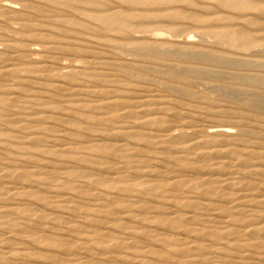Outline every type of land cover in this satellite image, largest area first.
I'll use <instances>...</instances> for the list:
<instances>
[{
	"label": "rangeland",
	"instance_id": "374dc122",
	"mask_svg": "<svg viewBox=\"0 0 264 264\" xmlns=\"http://www.w3.org/2000/svg\"><path fill=\"white\" fill-rule=\"evenodd\" d=\"M252 1L255 2L257 5L264 6V0H252ZM3 2H8L12 4L16 12L22 11L26 13V18L28 20L25 19L16 20L13 14L9 12L0 11V68H2L3 65H5L7 67V70L9 69V71H7L5 75L0 76V92L8 91L9 89L11 90L14 87L18 88L20 86L18 89L20 90L19 92L20 97L21 98L31 97L38 90L35 87H39L42 83H46V82L49 83L54 80H61L68 78L67 75L58 76L57 74H60V72L68 71L71 67L77 69L90 68L96 71H106L110 78L116 80V83L115 82L111 83L108 81L94 82L89 80V78L83 79L82 77L83 82L89 87L102 91L115 88L116 93L120 94L121 96L122 95L124 96V97L122 96L121 99L123 101L125 100V104H126V106L124 107H118L116 105L113 106V108H118V109H112L111 107V108H102L98 110L97 109L93 110L87 107H86L87 109L82 107L83 108L82 110L75 109L74 113L69 112V110L67 109L63 111L61 110L65 114V116L68 117L69 121L62 123H49L50 131L58 138L59 143L61 144L63 143V145L73 146L74 148L77 147L78 149L74 152H76V154L80 156H83L85 160L78 163L77 162L67 163L63 168L59 170L61 174L58 177V179L49 180L46 183H42L45 186L56 190V187H54L55 183H57L58 180L60 181L65 180L67 182L72 183L77 191H81L79 192L80 193L79 195H82L84 197H79V198L85 202L91 200L90 197L96 198L98 197V195L100 196L101 188H105L104 187L105 184L96 183L94 185H91L90 183H87L88 182L87 179L92 176L94 177L98 175H103V176L105 175L106 177H111L118 174H123V175L127 174L129 178L126 176L128 178L124 182L126 184L131 179L130 177L132 175L133 176L135 175L133 173L135 171L133 170L136 169L138 173L136 172L135 173L138 175L141 172H143L144 167L142 166L147 164H152V167L154 169L160 170L161 172L165 171L163 165L168 166L169 164L171 168L175 170L174 172H177L178 169L181 168V166L179 165L180 163L169 159L171 158L170 155L177 154V151L174 152L175 146L178 145L179 143H183V141L189 137H195L201 140H205L206 139L205 133L207 132V130H209L210 125H218V126L224 125V127H227L231 133L236 134L237 136H240L244 139H251L253 133L242 132L240 130L241 129L240 124L242 125V127L248 128V126L250 127L251 124L255 125L257 123L256 125H259V128L257 129L260 131V134L258 135L264 141V106H263L264 105V77H263L264 76V45L261 42L260 43L255 42L250 44L248 48L241 50L234 48L230 45H227L224 42H215L212 34V30L216 28L215 26H217L214 24L217 22L216 20L214 21L213 18L218 14H224L226 15V17L229 18V19L225 18V22L227 21L226 23L228 24L227 26H231V25L242 26L244 27L245 30L248 29L246 30V32H249L250 34L257 35V32L262 33L264 32V28H263L264 23H262V21L264 22V12H261L260 14V11L259 10L256 11V9H252L253 7L251 8L248 7L244 10H236L234 8L229 9V7H223V5L217 2L216 0H205V1L179 0V1H175L176 3L173 2L171 4L174 5L179 10L183 9L181 10L183 13L185 12L191 13L194 16V18L186 17V16L171 18L165 15L163 16L162 14L160 15L161 12L155 9L156 7H160V6H158V4H156L155 2L150 5V7L147 9V12H145V14L139 12V8H140L139 5H130L120 0H89V2L87 3L80 1V3L75 4L79 7V9L85 8L86 10L92 8H100V9L102 8L101 12H108L111 10L126 11L129 14L126 17L129 23V28L126 29V31L124 30V32H121V31H109L100 28L98 27L99 24H97L84 12L77 14L74 11L72 12L71 10H69L73 8H68L61 4L56 5L51 0H34V2L33 0H0V5ZM23 3H26L27 5H24ZM190 9H192V11ZM207 9H209V11H207ZM242 14H245L247 17L250 16L251 18L258 20L261 29L254 30L255 28L253 25L244 22L242 20L241 18ZM65 17H71L73 19V22H76L77 24H67L61 21V19ZM206 18H208V20ZM173 27H176L178 29L177 33H174L171 30ZM29 28H34L36 29V32L39 31L41 34H44L46 36L45 39L48 40L73 41L76 47L68 54H59L58 55L59 57L57 59L56 58L47 59L43 56L42 52L39 51L41 49L40 45L36 41L30 40L26 36L27 31L25 30ZM186 38H188L189 42L192 43L195 49L202 51H207V50L211 51L216 55H218L221 59H224L226 56L225 59L230 60L231 63L230 62L225 63L217 59L214 60L208 59L207 61H200L195 58H189L187 56L186 57L179 56L173 53L172 50L173 48H177L186 44ZM133 41L144 44L145 46L144 49L138 51L130 47L129 45L123 46V48L115 47L116 43L123 44ZM3 42H8L9 44L15 46L19 45L20 47H22V45L24 44L25 46L23 47L33 49L35 52L33 53L26 51L27 56L24 57V59L23 58L20 59L18 58L17 60L10 59V54H9L10 51L8 48L4 47ZM162 49H165V51H163ZM119 52L121 53V55ZM44 59H47V61H44ZM104 60L111 61L112 63H110L109 65L103 64ZM42 62H46L49 65L47 67L49 68L48 70H39V71L28 70V67L35 65L37 66L39 65V63ZM233 63L234 65H232ZM245 64H247V66ZM233 74L235 75L232 76ZM74 76H73V81L77 82L79 79H81L80 77L82 75L78 73L76 74L74 73ZM241 79L243 82L241 81ZM197 82L200 85H196ZM19 83H22V85ZM168 85L170 86L168 87ZM203 87L205 89H203ZM220 88L221 90H219ZM129 93L131 94V96H129L130 95ZM107 94H108L107 92L104 93V95ZM259 94H261L262 97H259L258 96ZM61 97H65L63 96V93L56 94L57 99L58 98L61 99ZM98 98L100 97L85 95L81 100V103L83 102L84 105L88 103L89 104L94 103L97 101L96 99ZM49 100H55V97L50 98ZM135 101H137V103ZM155 101L159 103H155ZM135 105H140L141 107H147L148 109H150L145 115H143V117H140L141 115L137 117L138 119L149 120L146 123L145 127L152 128V126L153 127L156 126L157 128V125L159 127L161 125H162L161 127L167 125H175L171 127L172 135L178 136L180 130L183 129V131L187 136L181 138L180 137L171 138L168 135L163 134L161 135L162 140H164L162 143L151 144L148 140H146L145 142L144 139L134 134H131V136L128 137L127 136L123 137L122 134L107 135L101 133L102 130L104 132V129L108 127L110 122L116 125L118 123L123 125L125 120L134 118V116H125V118L121 119L122 120L121 122H115L112 119L108 123V119H103V120L101 119L102 116L101 111L108 110L107 113L117 110L123 111L124 108L129 106L130 108H137ZM154 105H161L165 109L163 111L161 110L157 111L155 109L153 110L152 106ZM53 111L55 113H60L59 111L56 110ZM173 112L175 113V115H171V113ZM1 118L7 120L10 119V116L3 115L1 116ZM0 121L3 122L2 120ZM153 121L155 124L153 123ZM8 131L9 128H4L3 126L0 127L1 136H4L7 133H9ZM193 132L196 133L193 134ZM125 138L127 141V148L125 150L128 151L129 153L132 152L134 153V150L130 148L131 146L135 145L138 147V149L141 148L137 152L138 155L137 154L132 155L133 158L139 159L137 162L132 161L130 162V164H126V165L124 164L123 166H121V168L118 169L113 168L111 170V168H105L104 170L105 172L98 171L95 172V174L92 173L89 176H84V177L82 176L84 165H97V166H101L102 168L103 165L105 164H108L110 166L114 165V167L117 164L120 165V163H122L120 162L122 161L121 157L117 155H114L112 157L109 155V150L107 149V147L99 148L97 146L109 142L110 143L117 141L121 142L122 140H123L122 142H124ZM216 138L218 140H216L214 145L212 144L214 143V141L211 140L209 141L208 143L209 146L213 145V147L219 149L226 148V146L228 147L231 146V144L227 145L225 144L224 141H220L221 135H216ZM130 139L133 141H131ZM23 144L25 146V148L23 149L27 153L23 154L26 155L25 159L22 157V160L20 162H17L19 165L16 169L17 171L20 172L29 169L34 164L36 165L38 164L41 167L44 166L43 167L44 169H49V168L52 169V166H56L59 162L57 158H63L68 154V152L64 151L61 155L56 156L51 151L39 150L37 146H34L30 143H23ZM143 144H144L143 146L144 148L141 147ZM208 144L205 143V146H207ZM83 145H85V147L80 148ZM169 145L171 146L173 145V146L171 147ZM47 146L50 147L48 148L50 150L54 147L51 145H47ZM148 146L151 148H148ZM4 147L5 148H0L1 161L11 160L12 158H17V157L20 158L22 156L21 150L15 144L5 145ZM207 147H205V149ZM202 148L204 147L203 146L199 147L198 150ZM198 150L193 149L190 151L191 153L189 152L190 154L189 156H191L192 160L194 161H192L189 167L186 168L187 171H183V172L178 171L182 174L181 177L179 178H181L183 183L180 182V184L175 187H168V185H165L163 181L158 180L162 176L159 177L149 176V181L152 182L155 181L158 183L160 182V184L150 190L147 189L145 191L138 189L140 186H136L132 188V190H126V191L123 190L120 192L119 191L115 192L114 189H111V191H113L112 192L113 200L107 206L112 210L117 211L115 213L125 215L126 213H122L119 210L123 208V204L129 201L130 198H134V196H130L128 194L136 193L138 194V197L135 198L138 199L140 198L137 203L142 204L144 206L142 208L143 211L134 210L135 207L133 205L129 207L130 213H133L139 218L141 216H148V214H152V213L154 214L155 212V214L156 213L160 214V216L162 218L164 217L165 219L163 218L164 220L162 222H158V221L155 222V220L153 219L148 221L140 220L139 222H137L136 220L125 218L124 220L120 221L121 223L124 224L125 227L133 224L136 225L137 228L140 230H149L151 233H157L163 236L164 239H168V240L172 236L182 235L188 240L191 239L194 240V242L207 243L208 245L205 250L198 249V251L191 250L190 252L172 250L169 252L170 247L166 244L164 245L163 243L158 242L155 236L151 234L143 235L136 233L135 236L126 238L123 234L118 233L119 230L114 225L115 222L117 221L114 220L112 221L108 219V217H105L106 215L101 217L99 215L89 213L90 210L87 209L86 207V212H88L87 215L93 217L96 220L95 225H87L84 223L81 224V228H83V230L85 229L92 230L89 234L90 235L88 237L89 239L84 241L82 240L81 233L75 232L74 236L65 235V237H63L64 239L63 241L65 242V244H59V242H57L56 235H53V233L46 232V234H48L50 238H54V239L50 241H44L41 243L27 242L28 249L32 251L34 254L29 255L27 257L15 259L14 262L26 261L28 262V264H45V263L68 264V262L67 263H63L59 261L56 262L55 260H53V257L60 258L62 261H64L65 258L69 257L68 254L72 252V250L74 249L73 247L75 245L80 246V248H78L80 252L82 251L84 252L83 254L84 258L82 260L85 261L86 264H182V263L187 264L185 261L191 260V258L198 257L196 255L197 252L199 253L198 255L203 256L202 259L194 260L189 264H222L219 261L220 260L219 257L205 253L206 250H211L215 246L221 247L223 252H226L227 254L230 255L235 254V252L237 254H242V253L244 254L248 251L257 254L260 253L261 251L262 253H264V237L262 235L264 234V232L262 234H258V233L254 234L253 235L254 238H252L253 236L251 235H246V234L243 235L240 233L238 234V232H235L233 234H224L223 236L221 235L222 237H224L225 241L221 236L216 237L217 234L222 233L225 229L227 230L229 227H232L235 230L244 228L242 225H244V223L246 224V221L248 219L247 212L240 211V213H237L235 211L233 212L232 210L231 214L229 215L228 212H225L226 211L225 209L228 208L226 207L228 206V204L225 203L224 201L222 202L221 200H223L224 197H226L225 199L236 197L240 195V193L253 195L259 192H263L264 191L262 190L264 189L263 184H261L259 188L256 187L253 188V190L243 189L242 191H236L235 188L237 187V185L231 184L230 188H226L223 186L222 189L221 188L219 189V187H217L215 189L216 190L215 192L211 191L209 192V194L206 193L204 196H201L197 192L198 190L196 188L189 187L188 188L189 191L187 190V185H189V182L191 180L198 178V176L201 175L199 172H207L208 170V173H210L214 169L212 173L213 175L216 176L223 173L224 172L223 170H225V172H230L232 169L233 170H235L236 168L238 169L239 161L241 157L244 158L245 160V162L244 160H242V164H248L253 162L258 166L262 165L261 167H264V157H263L264 147L260 148L262 152L261 158L253 157V156L251 157L249 154L241 155V157L239 158V156L235 154L222 155L221 153H217L215 155H211L212 157L210 156L202 159L201 157L197 156ZM151 154L153 155L151 156ZM225 157H228L229 159ZM212 161H214V163ZM189 170L190 173H188ZM174 172H164L162 174L171 175L174 174ZM232 175L237 176L240 174L233 173ZM36 178H38L37 179L38 181H42V175L36 176ZM132 178L133 181H139L142 179L141 177H137V176ZM170 178L172 179L173 177ZM4 179L11 180L17 183L21 182L22 180V178L21 180L14 178L12 179L4 178ZM185 179L187 181H185ZM244 179L250 180V178H246V177ZM44 180L46 179L44 178ZM42 184L38 183L39 186H42ZM220 184L222 187V182H220ZM162 187H165L168 193L164 192L162 194H157V192H161L160 190H162ZM61 190L62 189H60V191ZM257 190L258 192H256ZM67 191L73 193L71 192V190H67ZM218 191L220 192L218 193ZM39 194L45 195L46 197L48 195L44 191H42V193ZM85 194L87 197H85ZM260 194L264 195V192ZM205 196L209 198L216 197L214 202L211 204V207L205 206L204 204L205 201H203V197ZM192 197L195 199H193ZM171 198H176L177 201H179V203L174 202ZM9 201L10 203L13 204V206L17 208L18 215L21 214L20 211L22 210V208L32 206V204L29 205V203H27V200L25 201L23 200V198L10 199ZM171 202L173 203L172 205ZM87 206L90 207L89 205ZM182 207L183 209H185V211L182 209ZM154 208H156V210ZM255 208L257 207L255 206ZM189 211H191V213L193 214V218H191L190 220L185 221L183 223H181L182 221H180V223L174 226H172L171 224L167 225V219L169 218V216L170 217L178 216L179 214H184V213L190 214ZM204 212L205 215H209V216L215 213L216 214L219 213L223 215H225L226 213L229 215L228 217L231 218L230 220L231 225L225 228V226L219 224H212L210 227L211 230L213 229L215 233H213L211 236L210 235L201 236L194 230L199 226L201 227L207 223H210L204 221L206 219ZM72 213L74 214V216H72L73 219L76 220L81 219L82 214H79L78 212H72ZM228 217L226 216L225 218ZM20 218H16V220L19 222L21 221ZM258 224H259L258 222L256 223L253 222L249 226L254 227ZM1 225H0V233L1 231L7 229L6 224H1ZM62 225L63 224L56 225L53 229L58 231L60 228H62ZM35 230L37 231V233L39 232L38 229ZM35 230L32 229L33 232ZM97 232L98 233L108 232L109 234L114 235L113 240H115L116 242H120V246L107 247L101 250L100 243L97 242L96 238H94L95 236L94 233ZM178 232H182V233H178ZM259 233H261V231ZM20 234L14 235L10 233L5 237L17 243V241H20L19 239L17 240V238L20 237L22 239L27 238V236H24L27 233L22 232ZM4 235L6 234L2 233L0 235V238H2ZM246 237H250V238L246 239ZM256 240H261V243L259 245L258 244L255 245L253 248L247 247L248 243L250 242L252 243ZM3 241L4 240L0 239V246L3 245ZM132 244H134V246H132ZM173 246L176 245L174 244ZM144 248L146 249L150 248V250L153 252L142 253ZM201 251L204 252L201 253ZM0 254L4 255V253H0ZM162 256H166V257L162 259ZM166 259L170 262H166ZM244 263L237 262L235 264H244ZM250 264H264V258H262L260 261L258 260V262H254Z\"/></svg>",
	"mask_w": 264,
	"mask_h": 264
},
{
	"label": "bare ground",
	"instance_id": "6f19581e",
	"mask_svg": "<svg viewBox=\"0 0 264 264\" xmlns=\"http://www.w3.org/2000/svg\"><path fill=\"white\" fill-rule=\"evenodd\" d=\"M51 1L56 5L61 4L65 7L73 8V9H69V10H71L72 12L74 11L77 14L84 12L91 19H93L97 24H99L98 27H100V28H103V29H106L109 31H121V32H124V30L126 31V29L129 28V23H128V20L126 18L129 14L124 10H113V11L111 10L108 12H101L102 8L101 9L100 8H92V9L86 10L85 8L79 9V7L77 5H75L76 3H80V1L87 3V2H89V0H51ZM120 1H123L125 3L130 4V5H139L140 6L139 12L144 13V14H145V12H147V9L150 7V5L155 2L156 4H158V6H160V7L155 8L161 12L160 15L162 14L163 16L165 15V16L171 17V18H178V17H182V16L194 18V16L191 13H186V12L183 13L181 11L183 9L179 10L174 5H171L173 2L179 1V0H120ZM216 1L221 3L223 5V7H229V9L234 8L236 10H244L248 7L249 8L253 7L252 9H256V11L259 10L260 14H261V12H264V6L257 5L252 0H216ZM33 2H34V0H33ZM23 4L27 5L26 3H23ZM194 4H192V5H194ZM17 6H19V5H17ZM13 7L14 6L12 4H10L8 2H3L0 5V11L9 12V13L13 14V16L15 17L16 20L17 19L18 20H22V19L28 20L26 18V13H24L22 11L16 12V10H14ZM96 7H97V5H96ZM211 8H213V7H211ZM190 10L192 11V9H190ZM190 10H189V12H190ZM226 10H227V8H226ZM207 11H209V9H207ZM223 13H225V12H223ZM248 15H251V14H248ZM225 18L229 19L224 14H218V15L214 16V18H213L214 21L216 20V22H217V23H214L215 25H217V26H215L216 28H214L212 30V34H213L215 42H224L227 45H230L234 48L241 49V50L248 48L250 44L255 43V42H259V43L261 42L264 45V32H262V33L257 32V35H255V34H250L249 32H246V30H248V29L245 30L244 27H242V26H235V25L227 26L228 24L226 23L227 21L225 22ZM241 18L244 22H247V23H250L251 25H253L255 28L254 30L261 29L258 20L253 19L250 16L247 17L245 14H242ZM206 19L208 20V18H206ZM61 21L65 22L67 24H77L76 22H73V19L71 17L62 18ZM262 23H264V22L262 21ZM171 30L174 33L178 32V29L176 27H173ZM25 31H27L26 36L30 40L36 41L40 45L41 49L39 51H41L43 56L47 59L48 58H51V59L56 58L57 59L59 57L58 56L59 54H68V53H70V51L74 50V48L76 47L74 45L75 43L73 41H70V40L52 41V40L45 39L46 36L44 34H41L39 31L36 32V29H34V28H29V29H26ZM143 39H144V37H143ZM226 44H225V46H226ZM3 45H4V47L8 48L10 51V53H9L10 59H16V60L18 58L24 59V57L27 56L26 51L27 52H33V53L35 52L33 49L23 47V46H25L24 44L22 45V47H20L19 45L15 46V45L9 44L8 42H3ZM126 45H129L130 47H132L138 51L143 50L145 47L144 44H141L140 42H134V41L128 42V43H123V44L116 43L115 47L123 48V46H126ZM165 49H162V50L165 51ZM214 49H216V48H214ZM172 50H173V53H175L176 55L184 56V57L187 56L189 58H195V59H198L200 61H207L208 59H213V60L217 59V60L223 61L225 63L230 62V60L225 59L226 56L224 59H221L218 55H216L215 53H213L211 51H208V50L202 51V50L195 49L194 46L192 45V43L189 42L188 38H186V44L185 45L177 47V48H173ZM249 52H251V51H249ZM120 55H121V53H120ZM252 56H254V55H252ZM47 59H44V61H47ZM103 62H104L103 64H108V65L110 63H112L111 61H108V60H104ZM238 62H240V61H238ZM232 65H234V63ZM245 65L247 66V64H245ZM48 66L49 65L46 62H42V63H39V65H37V66L35 65V66L28 67V70H30V71L48 70L49 69V68H47ZM189 66H190V64H189ZM7 71H9V69L7 70V67L5 65H3V67L0 68V76L5 75L7 73ZM182 72H184V71H182ZM74 73L75 74L78 73V74L82 75L80 77L81 79H79L77 82L73 81ZM57 75L58 76L67 75L68 78L61 79V80H54V81L49 82V83H47V82L42 83L39 87H35L38 90L31 97L21 98L19 95L20 90H18L20 86L18 88L14 87L11 90L9 89L8 91L0 92V118L3 115H9L10 116V119H7V120H4L2 118L0 119L3 121V122L0 121V124H1L0 127L3 126L4 128H9V131H8L9 133H7L4 136L0 135V148H5L4 147L5 145L15 144L22 152V156L20 158L17 157V158H12L11 160L1 161V157H0V225L1 224L7 225V229L1 231V233H0V235L2 233L6 234L3 237L1 236L2 238H0V239L4 240L3 245L0 246V253H4V255L0 254V264H28V262H26V261L14 262V260L18 259V258L27 257L29 255L34 254L32 251H30L28 249L27 242H29V243H41L44 241H50V240L54 239V238H50V236H48V234H46V232L53 233V235H56L57 236V242H59V244H65V242L63 241L64 240L63 237H65V235H67V236L73 235L74 236L75 232L81 233L82 240L86 241L87 239H89L88 237L90 236L89 234L92 230H89V229L83 230V228H81V224L84 223L87 225H95V223H96V220L93 217L87 215L88 212H86V207H87V209L90 210L89 213H93V214L99 215L101 217L106 215L105 217H108V219H110L112 221L113 220L117 221V222H115L114 225L119 230L118 233L123 234L126 238L133 237L136 235V233L143 234V235L151 234V235L155 236V238L158 242H161L164 245L165 244L168 245L170 247L169 252L172 250L173 251H187V252H190L191 250H194V251L197 250L198 251V249L205 250L207 245H208L207 243L194 242V240H192V239L188 240L185 237H183L182 235L172 236L168 240V239H164L163 236H161L157 233H151L149 230H140L137 228L136 225H133V224L125 227L124 224L120 222L121 220H124L125 218L136 220L137 222H139L140 220L148 221V220H152V219L155 220V222L156 221L162 222L165 218L163 217L164 218L163 219L160 216V214H157V213L155 214V212H154V214L153 213L148 214V216H141L139 218L136 215H134L133 213H130L129 207L133 206V205L135 207L134 210L143 211L142 208L144 206L142 204L137 203L140 198L139 199L135 198V197H138V194H136V193H129L128 195L134 196V198H130L129 201H127L125 204H123V208L121 210H119L122 213H126L125 215L115 213L117 211H114L107 206L113 200V195H112L113 191H111V189H114L115 192H118V191L120 192L123 190L124 191L132 190V188H134L136 186H140L138 189L145 191L147 189L150 190V189H152V188H154L160 184V182L158 183L155 181H153V182L149 181V176L150 177L162 176L158 180L163 181V183H165V185H168V187H175V186L179 185L180 182H182L181 178H179L182 175L180 172L181 171L182 172L187 171L186 168L189 167V165H190V163H192V161H194V160H192V157L189 156L190 155L189 152L193 149L198 150V148L202 147V146L204 148L199 149L198 153H197V156L201 157L202 159H204L205 157L206 158L210 157L211 155H215L217 153H221L222 155L223 154H225V155L235 154V155L239 156V158L241 157V155L249 154L251 157L253 156V157L261 158L262 152H261L260 148L264 147V141L258 135V134H260V131L257 129V128H259V125H256L257 124L256 123L255 125L251 124V126L250 127L248 126V128H246V127L244 128L240 124V126H241L240 130L242 132L253 133V135H252L253 138L251 137V139H244L240 136H237L236 134L231 133L227 127H224V125L223 126L210 125L209 130H207V132L205 133V135H206L205 140H201V139H198L195 137H189L186 140L183 139L184 140L183 143L177 142L179 144L176 145L174 148L175 149L174 152L177 151V154L170 155L171 158H169V159H171L172 161L179 162L180 163L179 165L181 166L182 169L181 168L178 169V171H180V172H178V171L174 172L175 170H173L169 164H168V166L163 165V168L165 169L164 172H174V174H171V175H169V174L164 175V174H162L164 172H161L160 170L154 169L152 167V164H147V165L142 166V167H144L143 172H141L138 175L136 174V173H138L137 170L132 169L136 173L133 172L135 175L134 176L132 175L130 177L131 179L126 184L124 182L126 181V179L129 178L127 174L126 175L118 174V175H114L111 177H106L105 175H104L105 177L103 175H98V176H94V177L92 176V177L87 179V181H88L87 183H90L91 185H94L96 183L105 184L104 185L105 188H101V190H100L101 195L100 196L98 195V197H96V198L90 197L91 200L84 202L82 199L79 198V197H84L82 195H79L80 194L79 192H81V191H77L75 186L70 182H67L65 180H63V181L58 180V182L55 183V186H54V187H56L57 191L52 189V188L45 186L44 184H42V183L48 182L49 180L58 179V177L61 174L59 170L61 168H63L67 163H69V162H71V163L77 162L78 163V162L85 160V158L83 156H80V155L76 154V152H74L78 149L77 147L74 148L73 146L63 145V143L62 144L59 143L58 138L50 131L49 123H62V122L69 121L68 117L65 116V114L62 112L65 109L69 110V112L74 113L75 109L76 110H80V109L82 110L83 109L82 107H84L85 109L89 108V109H93V110H95V109L98 110V109H102V108H111V107H112V109H118V108H113V106L116 105L118 107H124V106H126V104H125V100L123 101L121 99L123 95L121 96L120 94L116 93L115 88H111L109 90H103V91L97 90L95 88L87 86L82 80V77H83V79L89 78V80L94 81V82L108 81L111 83H114V82L116 83V80L110 78L106 71H96V70L90 69V68L89 69H86V68L85 69H83V68L77 69V68L71 67L68 71L60 72V74H57ZM199 75H201V74H199ZM234 75L235 74H233L232 76H234ZM217 78H218V76H217ZM241 81H242V79H241ZM19 84L22 85V83H19ZM260 84H262V83H260ZM174 85H176V84H174ZM196 85H200V84L197 82ZM169 86L170 85H168V87ZM214 86H216V85H214ZM203 89H205V88L203 87ZM219 90H221V88ZM161 91H162V89H161ZM105 92H107L108 94L104 95ZM206 92H207V90H206ZM58 93H60V94L63 93V96H65V97H61V99H59V98L57 99L56 94H58ZM85 95H87V96L88 95L99 96L100 98L96 99L97 101L94 103H90V104L88 103V104L84 105L83 102L81 103V100L83 99V97ZM129 96H131V94ZM258 96L262 97L261 94H259ZM53 97H55V100H49L50 98H53ZM135 102L137 103V101H135ZM261 102H263V101H261ZM155 103H159V102L155 101ZM237 103H238V101H237ZM135 106L137 108H130V106H129V107L124 108L123 111L117 110V111H111L110 113H107L108 110L101 111V114H102L101 119L102 120L108 119V123L112 119L115 122H121L122 121L121 119L125 118V116H134V118H132V119L125 120L123 125L120 123H118L116 125V124H112L110 122L108 127L106 129H104V132L102 130L101 133L107 134V135L122 134L123 137H125V136L128 137V136H131V134H134V135H137L138 137L144 139L145 142H146V140H148L151 144L152 143H156V144L162 143L164 140H162L161 135H163V134L168 135L171 138H176V137L181 138V137L187 136L185 134V132L183 131V129L180 130V132L178 133V136L172 135L171 134V129H172L171 127L175 126V125H167V126L161 127L162 125L159 124L161 126L159 127L157 125V128H156V126L155 127L152 126V128L151 127H145L146 123L149 120L138 119L137 117H139V115H141L140 117H143V115H145L150 109H148L147 107H141L140 105H135ZM152 107H153V110L155 109L157 111H160V110L163 111L165 109L161 105H154ZM53 110L59 111L60 113H55ZM70 110H72V111H70ZM171 115H175V113L173 112V113H171ZM261 118H263V117H261ZM154 120H156V119H154ZM161 120H163V119H161ZM167 120H170V119H167ZM153 123H154V121H153ZM239 123H238V126H239ZM8 125H10V126H8ZM136 128H138V129H136ZM195 133L196 132H193V134H195ZM216 135H221L220 141H224L225 144H227V145L231 144V146H229V147L226 146V148H221V149L213 147L216 140H218L216 138ZM150 138H152V139H150ZM105 139H107V138H105ZM124 140H125L124 142H122L123 140L122 141L120 140L121 142H118L116 139L117 142H111V143L109 142V143H104L103 145L97 146L99 148L107 147V149L109 150V155L112 157L114 155L121 157L122 161L118 160V161L122 162V163H120V165L117 164L114 167V165L110 166L108 164H105V165H103V168L101 166H97V165H84V170L81 168L83 170L82 176L83 177L89 176L92 173L95 174V172H98V171L105 172L104 171L105 168H111V170L113 168L118 169V168H121V166H123L124 164L125 165L130 164V162H132V161L137 162L139 159L133 158L132 155L137 154V152L141 148L138 149V147L135 145L131 146L130 148H132V150H134V153L133 152L129 153L128 151L125 150L127 148L126 138ZM210 140L214 141V143H212L213 144L212 146H209V144H208ZM131 141H133V140H131ZM137 142H140V141H137ZM23 143H30L34 146H37L39 148V150H42V151L43 150H49L52 153H54L56 156L61 155L64 151L68 152V154L63 158H57L59 162L56 166H52V169H50V168L44 169L43 168L44 166L41 167L38 164L37 165L34 164L29 169L20 172V171H17V169H16L19 165L17 162H20L22 160V157L25 159L26 155H23V154L27 153L23 149V148H25ZM205 143L208 144L207 145L208 147L205 146ZM47 145H51L54 147L50 150V149H48L50 147H48ZM143 146H144V144L141 147H143ZM169 146H171V145H169ZM83 147H85V145H83L80 148H83ZM205 147H207V148L205 149ZM148 148H151V147L148 146ZM9 150H10V148H9ZM143 154H144V151H143ZM137 155H135V156H137ZM152 155L153 154H151V156ZM158 157H159V155H158ZM263 157H264V155H263ZM217 158H219V157H217ZM225 158H228V157H225ZM242 160H244V158L241 157L240 161H239V166L237 165L238 169L237 168L235 170L232 169L230 172H225V170H223L224 172L218 176L213 175V173H212V171L214 170L213 167H212L213 170L210 173H208V170H207V172H199L201 175H199L198 178L191 180L189 182V185H187V190L189 187L196 188L198 190L197 192L201 196H204L206 193L209 194V192H211V191L215 192L216 191L215 189L217 187H219V189L220 188L222 189L223 186L226 188H230L231 184L237 185V187L235 188L236 191H242L243 189L253 190V188H256V187L259 188L261 184L264 185V167H261L262 165H260V164H259L260 166H258L253 162L248 163V164H242ZM246 161H247V159H246ZM115 162H116V160H115ZM156 162H159V161H156ZM212 162L214 163V161H212ZM244 162H245V160H244ZM261 162H263V161H261ZM236 163H237V161H236ZM130 166H132V165H130ZM222 166H223V164H222ZM194 171H193V173H194ZM188 173H190V170ZM233 173H237L240 175L235 176V175H232ZM101 174H102V172H101ZM39 175H42V181L37 180L38 178H36V176H39ZM78 175H81V174H78ZM135 176L141 177L143 180L141 179L139 181H133L132 177H135ZM147 176H148V178H147ZM170 177H173L176 179H173V178L171 179ZM245 177L250 178V180L244 179ZM4 178H11V179L14 178V179H20V180L22 178V180H21V182L17 183V182H13L11 180H5ZM44 178L47 181L44 180ZM169 179H171V180H169ZM183 181H184V179H183ZM185 181H187V180L185 179ZM220 182H222V187H221ZM38 183H41L42 186H39ZM143 185H145V186H143ZM141 186H143V187H141ZM238 186H240V187H238ZM59 188L62 190L64 189L63 192H62V190L60 191ZM67 190H71V192H73V193H70ZM262 190H264V189H262ZM42 191H44L45 193L48 194L47 197L45 195L39 194V193H42ZM160 191L161 192H157V194H162L164 192L168 193V191H167V189H165V187H162V190H160ZM219 192L220 191H218V193ZM256 192H258V190ZM263 192H259L257 194H253V195L246 194V193L245 194L240 193V195H238L236 197H232V198H228V199H225L226 197H224L223 200H221L222 202L224 201L225 203L228 204V206H226L228 208L225 209L226 210L225 212H228L229 215L231 214L232 210H233V212L235 211L237 213H240V211L247 212L248 219L246 221V224L244 223V225H242L244 228H241L239 230H235L234 228L229 227L231 225V222H230L231 218L228 217L229 215L226 213H225V215L215 213V214H212L211 216H209V215H205V212H204V215L206 216L205 217L206 219L204 221L210 222L211 224L207 223L201 227L196 226L197 228L194 231L197 232L198 234H200L201 236H203V235H208V236L210 235L211 236L215 232L213 231V229L211 230L210 226L212 224H219V225L225 226V228L226 227H229V228L227 230L225 229L222 233L217 234L216 237H220L221 235L223 236L224 234H233L235 232H238V234L240 233L243 235L246 234V235H251V236H253L254 234H257V233L262 234L264 232V195H262L260 193H263ZM217 195H216V197H217ZM85 197H87L86 194H85ZM216 197H213V198L212 197L209 198L206 196L203 197V201H205L204 202L205 206L211 207V204L214 202ZM15 198H21V199L23 198V200H25V201L27 200V203H29V205L32 204V206L22 208V210L20 211L21 214L18 215L17 208L15 206H13V204L10 203V201H9L10 199H15ZM171 199L174 202L179 203V201H177L176 198H171ZM193 199H195V198H193ZM170 200H169V202H170ZM172 204L173 203L171 202V205ZM87 205H89L90 207H88ZM255 206L257 208H255ZM188 208H189V206H188ZM154 209L156 210V208H154ZM182 209H183V207H182ZM183 210L185 211V209H183ZM72 212H78L79 214H82L81 219H78V220L73 219L72 216H74V214ZM187 212H188V210H187ZM189 212H190V214L184 213V214H179L178 216H172V217L169 216V218L167 219V225L171 224L172 226H174V225H177L178 223H180V221H182L181 223H183L185 221L190 220L191 218H193V214L191 213V211H189ZM111 214H113V215H111ZM226 216L228 218H225ZM16 218H20L21 221L18 222L16 220ZM253 222H255V223L258 222L259 224L254 226V227L249 226ZM61 224H63L62 228H60L58 231L53 229L56 225H61ZM32 229L33 230L38 229L39 232L37 233L36 230L33 232ZM169 231H170V229H169ZM260 231H261V233H259ZM22 232L27 233L26 235H24V236H27V238H23V239L21 237L17 238V240L18 239L20 240V241H17V243H15L12 240L7 239V237H5L10 233H12L14 235H19ZM170 233H173V232H170ZM178 233H182V232H178ZM94 235H95L94 238H96L97 242H99L101 245L100 246L101 250L103 248H107V247L120 246V242H116L115 240H113L114 235H111L108 232H106V233H104V232L98 233L97 232V233H94ZM262 235L264 237V234H262ZM222 238L224 239V237H222ZM247 238H250V237H246V239ZM252 238H254V236ZM224 241H225V239H224ZM260 243H261V240H256L252 243L251 242L248 243L247 247L253 248L255 245H257V244L259 245ZM174 244L176 246H173ZM132 246H134V244H132ZM242 246H243V244H242ZM59 248H60V246H59ZM73 248L74 249L72 250V252L68 254L69 257L65 258L64 261H62L60 258H57V257H53V260H55L56 262L59 261V262H63V263L68 262V264H86L85 261L82 260L84 258L83 257L84 252L83 251L80 252L78 250V248H80V246L75 245ZM238 248H239V246H238ZM230 249H232V248H230ZM238 251H239V249H238ZM146 252L152 253L153 251H151L150 248L149 249L144 248L142 253H146ZM203 252L201 251V253H203ZM142 253H140V254H142ZM205 253L219 257L220 258L219 261L222 264H233V263L235 264L237 262H239V263L245 262L246 264H250V263L258 262V260L260 261L262 258H264V253H262V251L258 254L248 251L244 254L243 253L237 254L235 252V254L230 255V254H227L226 252H223L222 248L219 246H215L211 250H206ZM198 254L199 253L197 252L196 253V255L198 256L197 258H191V260H188L185 262L187 264H189L194 260H201L203 256L198 255ZM165 257L166 256H162V259H164ZM100 260H102V259H100ZM145 261H147V260H145ZM166 262H170V261H168L166 259ZM136 263H138V262H136ZM175 263H177V262H175Z\"/></svg>",
	"mask_w": 264,
	"mask_h": 264
}]
</instances>
